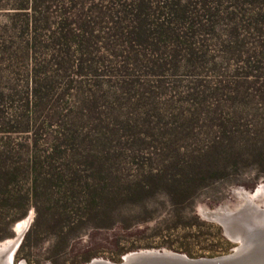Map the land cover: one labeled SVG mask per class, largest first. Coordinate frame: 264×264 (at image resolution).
I'll use <instances>...</instances> for the list:
<instances>
[{
    "label": "rangeland",
    "instance_id": "374dc122",
    "mask_svg": "<svg viewBox=\"0 0 264 264\" xmlns=\"http://www.w3.org/2000/svg\"><path fill=\"white\" fill-rule=\"evenodd\" d=\"M130 3L0 0V151L22 172L0 182V245L27 221L13 264L264 248V0H145L138 19Z\"/></svg>",
    "mask_w": 264,
    "mask_h": 264
},
{
    "label": "bare ground",
    "instance_id": "6f19581e",
    "mask_svg": "<svg viewBox=\"0 0 264 264\" xmlns=\"http://www.w3.org/2000/svg\"><path fill=\"white\" fill-rule=\"evenodd\" d=\"M244 198V200L247 201L246 204H248L249 206L252 207V199L250 197H248L247 195L242 196ZM254 207V206H253ZM255 208V207H254ZM255 211L257 213H255L256 215H254V217H256L258 220V230L259 232H261L262 234V238L264 240V213L260 212V210L255 208ZM224 214V213H223ZM214 216L219 217L221 215L218 214H211ZM27 221L26 223L22 224V227L20 226L17 230V235L16 238L14 240H11L3 245H0V264H13L14 262V255H15V251L19 242V239L21 238V236L23 235V232L25 230V228L27 227ZM257 245V244H256ZM243 246V245H242ZM260 244H258L255 247H259L260 248ZM261 249V248H260ZM264 250V249H263ZM244 252H248L249 250H243ZM242 250L241 248H237L236 251L227 256L224 259H229L232 258L233 256H237L238 254H241ZM179 259L183 260V258H177L176 255L174 254H170V253H140V254H136V255H128L123 259V263L122 264H149V262H154V261H158V260H162L161 262H166V263H170V264H179ZM22 264V263H21ZM91 264H109V263H102L100 261H93Z\"/></svg>",
    "mask_w": 264,
    "mask_h": 264
},
{
    "label": "trees",
    "instance_id": "16d2710c",
    "mask_svg": "<svg viewBox=\"0 0 264 264\" xmlns=\"http://www.w3.org/2000/svg\"><path fill=\"white\" fill-rule=\"evenodd\" d=\"M164 1V0H163ZM133 2V3H132ZM148 4V3H147ZM162 5L163 4H160L159 5V7L160 8H162ZM125 6H128L129 7V9H131V8H133V7H135L136 9H138V12L139 13H137L136 14V18L138 19V15L140 14V13H142L145 9H147V6L148 5H146L145 4V0H131V3L130 4H128V5H125ZM180 19V24H183L184 22H186V21H188V19L186 18V17H183V15H181L180 17H179ZM158 20H159V18H158ZM142 21V20H141ZM162 21V20H161ZM160 21V22H161ZM155 25V24H154ZM153 25V26H154ZM160 25H163V23L161 22V24ZM181 29V28H180ZM34 120V119H33ZM14 121V120H13ZM23 125H24V127L25 128H28L29 127V125H31L30 123H28L27 122V120H23ZM37 130V129H36ZM36 133H37V131H36ZM8 155V151L6 152V150H4V151H0V182H1V180L2 181H4V179H5V177L7 176V175H11V177H9V178H11V180L13 181L14 179H13V177L15 178V175L16 174H21L22 172L20 171V169H19V171H18V169H14V168H12L10 171H15V173L14 174H12L13 172H7V171H5L4 170V163L5 162H7V161H10V158L7 156ZM29 169L31 168L32 169V172L31 171H28L27 173H28V178L31 180V182H32V185H33V188H34V186H35V184H36V181H37V179L39 178V174H38V170H37V168H39V167H41V163L42 162H39L38 161V159H36L35 157H31L30 158V161H29ZM28 169V170H29ZM197 174V173H196ZM208 176V175H207ZM51 178H53L56 182H58V184H59V187L57 186V194H58V196H56L57 197V199L59 200V201H62L64 198H65V196L67 195V194H69V196L70 197H73V198H75L73 195H72V193H73V187H71V183H72V181H71V179L69 180H67L66 178H65V176L64 175H62V174H58V175H52L51 174ZM1 184V183H0ZM43 185V184H42ZM42 185H39V189L40 188H42ZM44 188V187H43ZM41 190V189H40ZM86 190V189H85ZM86 191H88V190H86Z\"/></svg>",
    "mask_w": 264,
    "mask_h": 264
},
{
    "label": "water",
    "instance_id": "95a60500",
    "mask_svg": "<svg viewBox=\"0 0 264 264\" xmlns=\"http://www.w3.org/2000/svg\"><path fill=\"white\" fill-rule=\"evenodd\" d=\"M263 249L260 250L259 247H255L254 249H251L248 252L238 254L237 256H233L229 259H224L227 256L216 259H186L183 256L178 255H176V257L183 258V260L179 259V261H181L179 262V264H264ZM161 261L162 260H156L154 262H149V264H170Z\"/></svg>",
    "mask_w": 264,
    "mask_h": 264
},
{
    "label": "flooded vegetation",
    "instance_id": "af4514ba",
    "mask_svg": "<svg viewBox=\"0 0 264 264\" xmlns=\"http://www.w3.org/2000/svg\"><path fill=\"white\" fill-rule=\"evenodd\" d=\"M246 201V200H245ZM247 202V201H246Z\"/></svg>",
    "mask_w": 264,
    "mask_h": 264
}]
</instances>
